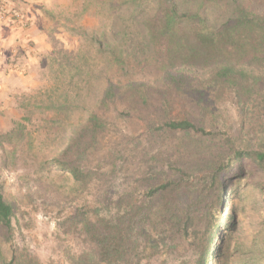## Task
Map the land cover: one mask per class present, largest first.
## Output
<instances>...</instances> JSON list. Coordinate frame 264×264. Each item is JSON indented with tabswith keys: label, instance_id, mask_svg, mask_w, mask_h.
I'll list each match as a JSON object with an SVG mask.
<instances>
[{
	"label": "trees",
	"instance_id": "1",
	"mask_svg": "<svg viewBox=\"0 0 264 264\" xmlns=\"http://www.w3.org/2000/svg\"><path fill=\"white\" fill-rule=\"evenodd\" d=\"M101 4L125 9L139 22L141 53L104 35L78 34L97 46L100 97L68 145L42 169L69 174L81 190L96 188L108 175L98 156L121 120L143 123L139 137L154 151L126 191L84 202L57 225L55 234L68 241L67 250L75 247L66 264H187L194 255L191 264H209L214 256L217 264H264V218L250 239L240 240L239 221L233 216L230 228L220 216L229 183L248 173L259 178L249 187L264 206V0ZM228 97L238 111L235 127L225 112ZM66 104L48 110L71 111ZM27 137L22 122L0 135L2 169L17 166L25 141L33 148L34 139ZM16 210L0 179L6 243L15 234ZM0 264L42 263L32 251L14 248Z\"/></svg>",
	"mask_w": 264,
	"mask_h": 264
},
{
	"label": "rangeland",
	"instance_id": "2",
	"mask_svg": "<svg viewBox=\"0 0 264 264\" xmlns=\"http://www.w3.org/2000/svg\"><path fill=\"white\" fill-rule=\"evenodd\" d=\"M86 4L88 10L83 12ZM129 16L125 9L113 11L103 6L101 0H0V37L7 40L12 29H19L11 48H3L0 40V58L5 57L0 75V135L22 122L27 126V141L34 139L32 149L26 141L23 144L16 167L2 169L0 151L4 192L17 206L12 241L6 243L0 231V263L10 259L14 248H20L32 251L42 264H66L75 247L67 250L68 241L63 243L55 234L57 225L84 202L126 191L132 177L146 166L148 153H153L146 138L139 137L143 123L121 120L119 132L110 136L107 149L98 156L108 175L96 188L81 190L69 174L42 169L44 161L68 145L100 97L97 46L78 34L104 35L108 42L122 43L131 51L142 40L143 29ZM137 53H141L140 47ZM65 103L73 109L66 113L48 110ZM224 105L227 120L237 126L235 102L228 97ZM249 174L231 181L220 203V216L226 218L227 226L232 228L233 216L239 221L240 240L250 239L264 218L261 199L251 195L256 189L249 187L259 178ZM214 257L209 264H217ZM195 260L194 255L187 264Z\"/></svg>",
	"mask_w": 264,
	"mask_h": 264
},
{
	"label": "crops",
	"instance_id": "3",
	"mask_svg": "<svg viewBox=\"0 0 264 264\" xmlns=\"http://www.w3.org/2000/svg\"><path fill=\"white\" fill-rule=\"evenodd\" d=\"M9 32V31H8ZM18 32H19V29L17 31L15 30H11V33L9 34V39H4L3 36L0 37V40L2 41V47L3 48H11L10 46L11 45H16V40L18 39ZM5 49V51H6ZM5 64V57H1L0 58V75H2V71L5 69V67L3 68ZM3 69V70H2Z\"/></svg>",
	"mask_w": 264,
	"mask_h": 264
}]
</instances>
